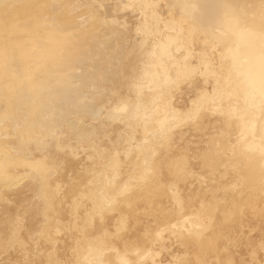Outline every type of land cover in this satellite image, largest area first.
Wrapping results in <instances>:
<instances>
[{"label": "bare ground", "instance_id": "6f19581e", "mask_svg": "<svg viewBox=\"0 0 264 264\" xmlns=\"http://www.w3.org/2000/svg\"><path fill=\"white\" fill-rule=\"evenodd\" d=\"M262 78L264 0H0V264H264Z\"/></svg>", "mask_w": 264, "mask_h": 264}, {"label": "snow or ice", "instance_id": "6c2138e0", "mask_svg": "<svg viewBox=\"0 0 264 264\" xmlns=\"http://www.w3.org/2000/svg\"><path fill=\"white\" fill-rule=\"evenodd\" d=\"M185 7H188V6L186 5ZM260 92H261V94H264V78L261 79ZM124 110H126V109H124ZM11 172L12 171L0 168V183H3L5 185L12 183L11 180L7 179L8 175ZM33 176L36 179H39L40 178V170H33ZM122 264H128V261L125 260L122 262Z\"/></svg>", "mask_w": 264, "mask_h": 264}]
</instances>
